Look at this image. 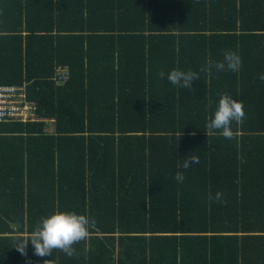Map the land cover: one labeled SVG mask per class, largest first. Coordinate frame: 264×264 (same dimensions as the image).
<instances>
[{"label":"trees","instance_id":"trees-1","mask_svg":"<svg viewBox=\"0 0 264 264\" xmlns=\"http://www.w3.org/2000/svg\"><path fill=\"white\" fill-rule=\"evenodd\" d=\"M229 50L239 73L200 72ZM261 74L264 0H0V83L52 120L0 123V264H264ZM222 94L246 113L233 140L204 132ZM56 211L95 225L78 256L12 248Z\"/></svg>","mask_w":264,"mask_h":264},{"label":"clouds","instance_id":"clouds-1","mask_svg":"<svg viewBox=\"0 0 264 264\" xmlns=\"http://www.w3.org/2000/svg\"><path fill=\"white\" fill-rule=\"evenodd\" d=\"M242 67V59L235 51H226L222 61H208L205 66H202L200 72L211 75L213 69L217 71H230L239 73ZM160 79L165 78L163 71L159 72ZM167 79L177 88L186 90H195L193 83L199 81V73L188 70L182 71L174 69L167 74ZM260 79L264 81V74H261ZM211 107V105H209ZM246 113L242 102L232 98L228 94H222L216 106L214 116L210 117L206 124L207 137L215 135L217 132L229 140L236 138L232 130V123L239 125L245 118ZM192 135H196L193 132ZM199 163V157L194 153L185 157L182 167L188 169L194 164ZM174 179L183 183L185 176L183 172H177ZM150 189V188H149ZM213 197L209 194V200ZM222 193L217 192L215 199L220 201ZM94 223L89 217L76 212H60L56 211L47 217H41L37 221L35 228L28 235L16 237L12 248H15L21 255L27 257V248L31 244L33 254L38 257L52 256L54 251L63 252L67 257L78 256L76 245L87 241L90 234V227H94ZM51 260H45L44 264H50Z\"/></svg>","mask_w":264,"mask_h":264},{"label":"built area","instance_id":"built-area-1","mask_svg":"<svg viewBox=\"0 0 264 264\" xmlns=\"http://www.w3.org/2000/svg\"><path fill=\"white\" fill-rule=\"evenodd\" d=\"M68 77L66 66L55 68L52 79L63 83ZM43 119L37 114V104L27 98L25 85L0 84V123H34Z\"/></svg>","mask_w":264,"mask_h":264},{"label":"crops","instance_id":"crops-1","mask_svg":"<svg viewBox=\"0 0 264 264\" xmlns=\"http://www.w3.org/2000/svg\"><path fill=\"white\" fill-rule=\"evenodd\" d=\"M0 84H5V83H0ZM13 85H15V84H13ZM39 122L46 123L47 124V127L45 128V130L47 132L51 131V128H52V120H45V119H43L42 121H39ZM34 123H36V122H34Z\"/></svg>","mask_w":264,"mask_h":264}]
</instances>
